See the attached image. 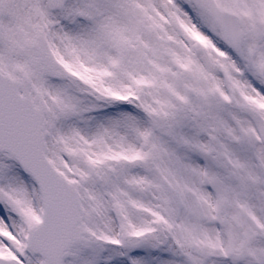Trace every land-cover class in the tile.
<instances>
[{"label":"snow or ice","instance_id":"obj_1","mask_svg":"<svg viewBox=\"0 0 264 264\" xmlns=\"http://www.w3.org/2000/svg\"><path fill=\"white\" fill-rule=\"evenodd\" d=\"M0 264H264V0H0Z\"/></svg>","mask_w":264,"mask_h":264}]
</instances>
